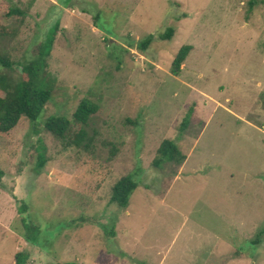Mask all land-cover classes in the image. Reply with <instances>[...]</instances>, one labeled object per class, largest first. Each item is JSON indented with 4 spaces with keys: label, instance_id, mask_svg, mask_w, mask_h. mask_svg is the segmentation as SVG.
I'll return each instance as SVG.
<instances>
[{
    "label": "rangeland",
    "instance_id": "rangeland-1",
    "mask_svg": "<svg viewBox=\"0 0 264 264\" xmlns=\"http://www.w3.org/2000/svg\"><path fill=\"white\" fill-rule=\"evenodd\" d=\"M11 2L26 11L6 44L15 63L57 32L42 75L51 100L0 137V264L18 252L27 264H264V0ZM83 99L98 106L89 149L45 128ZM167 139L186 155L180 167L153 164ZM128 175L138 187L123 209L111 191ZM22 218L40 228L39 245Z\"/></svg>",
    "mask_w": 264,
    "mask_h": 264
},
{
    "label": "trees",
    "instance_id": "trees-1",
    "mask_svg": "<svg viewBox=\"0 0 264 264\" xmlns=\"http://www.w3.org/2000/svg\"><path fill=\"white\" fill-rule=\"evenodd\" d=\"M254 3H250L251 8ZM31 7V4H30ZM26 11L14 5L11 0H6L0 6V137H8L21 124L23 119L34 123L43 113L45 106L51 100L52 89L42 76L47 66V59L53 49L57 26L50 30L44 43L38 48L37 56L26 63H15L10 57L6 48L10 39L16 34L15 29H11V22L24 18ZM175 29L169 27L160 36L161 40H171ZM154 41L151 35L140 42V48L145 51ZM192 47L185 45L178 51L174 62L172 73L178 76L181 72L182 64L187 59ZM14 68L21 69L22 73L18 79L13 80L4 71ZM98 111V106L89 99H83L72 118L65 116H51L45 122V128L56 138L65 143L66 146L89 149L94 143V136H90L86 127L93 115ZM192 112H190L182 122L180 131L183 133L189 126ZM75 129V132H74ZM73 138H70L73 134ZM186 160V155L180 150L177 143L173 140H164L153 162L157 168H165L168 165L180 167ZM47 163L46 154L42 148L39 154L36 171L38 173ZM0 171V181L3 177ZM137 181L133 176L128 175L119 179L113 186L110 201L120 208H127L130 199L137 189ZM27 206L23 204L21 213H26ZM25 230V239L33 245L40 244V228L34 225L27 218H22ZM258 242V239L255 242ZM30 256L26 252H18L15 255V264H27ZM74 264V263H65Z\"/></svg>",
    "mask_w": 264,
    "mask_h": 264
}]
</instances>
